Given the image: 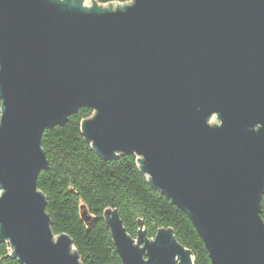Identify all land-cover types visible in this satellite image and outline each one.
I'll return each instance as SVG.
<instances>
[{
    "label": "water",
    "instance_id": "95a60500",
    "mask_svg": "<svg viewBox=\"0 0 264 264\" xmlns=\"http://www.w3.org/2000/svg\"><path fill=\"white\" fill-rule=\"evenodd\" d=\"M0 99V242L21 264H80L37 177L43 133L82 108L96 155H135L210 264H264V0H0ZM104 219L121 264H192L170 229Z\"/></svg>",
    "mask_w": 264,
    "mask_h": 264
},
{
    "label": "trees",
    "instance_id": "16d2710c",
    "mask_svg": "<svg viewBox=\"0 0 264 264\" xmlns=\"http://www.w3.org/2000/svg\"><path fill=\"white\" fill-rule=\"evenodd\" d=\"M94 1L105 5L131 0ZM92 114L82 108L41 137L47 169L39 173L37 188L46 199L53 234L70 238L80 264H121L104 219L107 210H115L133 240L140 229L149 240L159 229H170L192 264H210L188 215L148 183L135 155L104 160L92 150L81 132V122ZM260 217L264 221V196ZM0 264H21L7 242H0Z\"/></svg>",
    "mask_w": 264,
    "mask_h": 264
}]
</instances>
